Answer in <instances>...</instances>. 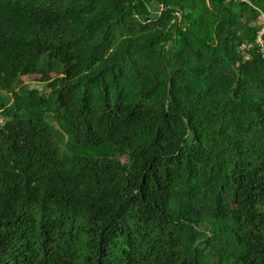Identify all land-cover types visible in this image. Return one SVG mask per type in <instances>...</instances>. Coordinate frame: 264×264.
Segmentation results:
<instances>
[{
  "label": "trees",
  "instance_id": "trees-1",
  "mask_svg": "<svg viewBox=\"0 0 264 264\" xmlns=\"http://www.w3.org/2000/svg\"><path fill=\"white\" fill-rule=\"evenodd\" d=\"M0 264H264V0H0Z\"/></svg>",
  "mask_w": 264,
  "mask_h": 264
},
{
  "label": "built area",
  "instance_id": "built-area-1",
  "mask_svg": "<svg viewBox=\"0 0 264 264\" xmlns=\"http://www.w3.org/2000/svg\"><path fill=\"white\" fill-rule=\"evenodd\" d=\"M239 1H241V2H247V0H239ZM257 42H259L260 44H262V39L260 38V36H258Z\"/></svg>",
  "mask_w": 264,
  "mask_h": 264
},
{
  "label": "rangeland",
  "instance_id": "rangeland-1",
  "mask_svg": "<svg viewBox=\"0 0 264 264\" xmlns=\"http://www.w3.org/2000/svg\"><path fill=\"white\" fill-rule=\"evenodd\" d=\"M50 120V119H49ZM50 122H51V120H50Z\"/></svg>",
  "mask_w": 264,
  "mask_h": 264
}]
</instances>
